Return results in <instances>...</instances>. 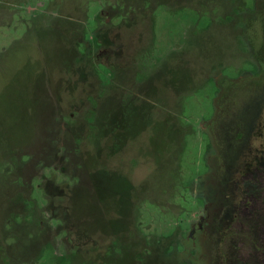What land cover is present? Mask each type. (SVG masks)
I'll list each match as a JSON object with an SVG mask.
<instances>
[{
    "label": "rangeland",
    "instance_id": "rangeland-1",
    "mask_svg": "<svg viewBox=\"0 0 264 264\" xmlns=\"http://www.w3.org/2000/svg\"><path fill=\"white\" fill-rule=\"evenodd\" d=\"M263 41L264 0H0V264L250 262L185 238L264 149Z\"/></svg>",
    "mask_w": 264,
    "mask_h": 264
},
{
    "label": "flooded vegetation",
    "instance_id": "flooded-vegetation-1",
    "mask_svg": "<svg viewBox=\"0 0 264 264\" xmlns=\"http://www.w3.org/2000/svg\"><path fill=\"white\" fill-rule=\"evenodd\" d=\"M258 9L257 4L255 10ZM262 49L264 50V41ZM255 54L256 52L254 56ZM259 73L261 71L258 75ZM128 101L120 97V109L124 108L123 105ZM262 102H253L248 108H254L255 105L263 104ZM70 117H74V114H70ZM111 125L113 126L111 131L118 129L115 135L123 140L122 121H111ZM220 128L219 134L224 141L220 153L228 172L239 165L237 164L238 151L235 149L238 147V141H244L251 135L250 131L260 130L261 126L259 121H242L241 127L237 124L233 127L220 126ZM251 158L253 168L245 166V164L248 166V161L241 163L238 166L241 170L234 172L235 182L227 181L226 176L222 178L221 199H213L206 195L202 215L196 224L191 225L185 241L189 243L196 233H203L205 230L209 240H213L214 235L217 234L215 241L225 238L227 249L232 246L238 249L241 246L239 250L245 253V259L252 256L250 262L242 259L239 264H264V149L254 151ZM230 185L232 186L229 188Z\"/></svg>",
    "mask_w": 264,
    "mask_h": 264
}]
</instances>
